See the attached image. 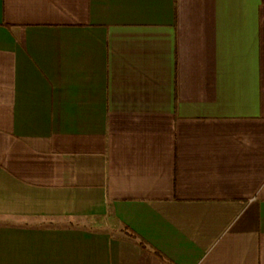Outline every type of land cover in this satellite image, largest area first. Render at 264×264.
Segmentation results:
<instances>
[{
  "label": "crops",
  "instance_id": "obj_1",
  "mask_svg": "<svg viewBox=\"0 0 264 264\" xmlns=\"http://www.w3.org/2000/svg\"><path fill=\"white\" fill-rule=\"evenodd\" d=\"M0 264H264V0H0Z\"/></svg>",
  "mask_w": 264,
  "mask_h": 264
},
{
  "label": "trees",
  "instance_id": "obj_2",
  "mask_svg": "<svg viewBox=\"0 0 264 264\" xmlns=\"http://www.w3.org/2000/svg\"><path fill=\"white\" fill-rule=\"evenodd\" d=\"M127 234L129 235L130 238H132L133 241L137 242L139 245L146 247L145 243L130 229L125 228ZM153 254L157 255L160 259H163V257L156 251H152Z\"/></svg>",
  "mask_w": 264,
  "mask_h": 264
}]
</instances>
